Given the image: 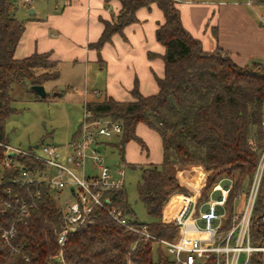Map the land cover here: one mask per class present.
<instances>
[{
	"label": "trees",
	"instance_id": "1",
	"mask_svg": "<svg viewBox=\"0 0 264 264\" xmlns=\"http://www.w3.org/2000/svg\"><path fill=\"white\" fill-rule=\"evenodd\" d=\"M119 1V13L112 22H103V32L91 46L100 49L111 41L113 34L122 33L125 26L137 22L139 8L156 4L164 16L155 31L156 40L164 47L163 77L156 79L158 91L155 94L144 96L135 85L129 101L94 98L86 107L93 120L106 119L121 124L117 142L105 145L116 148L125 165L134 167L124 159L125 145L129 141L145 148L136 134L138 124H144L160 138L161 162L138 165V198L152 221L136 220L124 187L109 196L132 224L145 226L159 239L172 240L177 229L162 221V209L173 193L184 191L178 183L177 171L201 167L206 176L200 190L201 200L206 199L219 177L224 175L230 179L233 182L227 203L230 211L237 191L248 187L259 152L264 148V133L260 127L264 120V63L239 66L219 47L204 50L201 42L183 27L174 0ZM251 3L264 5V0H251ZM15 10V0H0V143H8L6 123L18 112L12 106L14 86L27 84L28 92L37 95L32 86L44 87L60 78V64L50 60L48 53H33L22 59L14 57L25 30L24 23L15 17ZM2 158L0 148V162ZM7 189L11 190L9 194ZM15 196L33 203L28 216L17 217ZM4 202L11 208L5 207ZM169 205L171 201L165 212L169 211ZM89 219L69 232L60 247L57 236L63 227V218L50 189L5 182L0 186V264H167L169 261L160 243L139 239L101 210H94ZM12 226L16 253H11L1 238L2 230ZM228 227L229 221L223 229ZM251 234L254 244L264 242V179L257 194ZM200 264H216V257L212 255ZM247 264L264 263L259 254H253Z\"/></svg>",
	"mask_w": 264,
	"mask_h": 264
},
{
	"label": "built area",
	"instance_id": "2",
	"mask_svg": "<svg viewBox=\"0 0 264 264\" xmlns=\"http://www.w3.org/2000/svg\"><path fill=\"white\" fill-rule=\"evenodd\" d=\"M261 25L264 26V20H261ZM86 103L83 102L82 123L68 144L71 151L64 160L52 145L38 144L22 149L0 143L3 153L0 186L9 181L22 186L40 185L50 189L63 218V227L57 236L60 247L65 244L69 232L89 222L94 210H101L114 223L133 232L139 239L160 243L169 257L167 264H200L212 255L216 257V264H247L253 254H259L264 263V242L254 244L251 234L257 194L264 179V148L259 152L248 187L237 191L232 211L227 203L233 182L220 177L204 200L200 199V192L197 195H183L189 199L177 208L174 207L177 204L175 201L168 212H165V203L162 221L173 224L177 233L172 240L159 239L151 235L145 226L132 224L129 216L113 204L109 193L124 187V170L119 164L114 168L108 166L100 147L106 146L108 139L120 135L122 126L106 119L93 120ZM260 127L264 133V120ZM222 181L226 183L223 188L219 186ZM10 191L7 189L6 193ZM214 191L219 192L218 198L209 200V195ZM36 195L39 196V192ZM14 201L17 217L28 216L33 203L25 202L18 196L14 197ZM3 205L11 208L7 202ZM227 221L229 227L223 229ZM14 235L13 226L1 232L3 244L9 247L11 253L18 252V248L12 244Z\"/></svg>",
	"mask_w": 264,
	"mask_h": 264
},
{
	"label": "crops",
	"instance_id": "3",
	"mask_svg": "<svg viewBox=\"0 0 264 264\" xmlns=\"http://www.w3.org/2000/svg\"><path fill=\"white\" fill-rule=\"evenodd\" d=\"M53 1L55 5L39 15L34 6L28 5L27 11L33 10V14L28 13L25 22L21 20L25 30L14 51L16 59L33 53H48L50 60L71 70L82 69L84 80L92 73L94 86L87 87L86 93L89 95L83 102L106 97L129 101L135 85L144 96L158 91L156 79L163 77L164 47L156 40L155 31L163 23L164 16L156 4L139 8L136 11L137 22L125 26L122 33L113 34L110 42L96 49L91 45L100 38L103 22H112L119 13L120 1ZM174 1L183 27L201 42L204 50L213 51L219 47L239 66L259 62L258 58L264 57V29L254 22L241 4L222 0L212 3L192 1L187 4ZM145 130L151 129L144 124L136 127V134L145 145L142 149L138 144V148L144 152L146 162L140 163V155L137 160L127 159L124 150L126 164L161 162V141L153 130L161 156L156 162L148 159L149 146L141 137ZM177 178L179 185L195 191V195L199 194L206 181L204 172L197 166L180 169Z\"/></svg>",
	"mask_w": 264,
	"mask_h": 264
},
{
	"label": "rangeland",
	"instance_id": "4",
	"mask_svg": "<svg viewBox=\"0 0 264 264\" xmlns=\"http://www.w3.org/2000/svg\"><path fill=\"white\" fill-rule=\"evenodd\" d=\"M181 3H191L192 1H201L204 3L218 2V0H177ZM225 2L241 4L248 13L252 16L254 22L260 25L261 20H264V5L247 3L250 0H222ZM16 10L15 17L25 22L28 17L27 7L34 6L36 11L44 13L51 9L55 4L53 0H15ZM261 29L264 27L261 26ZM241 39L238 40L240 42ZM264 63V57L258 58ZM92 73H89L88 79L84 80L82 69L71 70L70 67L60 64V78L55 82H48L44 85L46 98L41 99L37 95L28 92L29 86L16 85L12 93V106L18 112L10 116L6 123V133L8 144L13 147L26 149L29 146L38 144H48L54 146L57 151L64 157L70 153L71 149L68 144L71 141L73 134L78 130L83 120V100L89 95L86 89L94 86ZM85 81H87L85 86ZM72 89V90H71ZM62 93L63 96L57 97L55 94ZM149 131V132H148ZM149 146V160L156 162L160 160V149L157 145V136L151 130H145L141 136ZM116 137L108 139L109 144L117 142ZM126 158L129 160H137L138 156L142 157L140 163H144L146 158L144 152H140L138 144L134 141H129L125 147ZM101 154L105 163L114 168L117 164L124 170V188L127 194V201L136 220L140 223H150L152 218L146 213L143 203L138 198L137 185L140 181V164H134V167L125 165L121 162L116 148L112 146H102ZM64 162V161H63ZM141 163V164H142ZM68 165V164H67ZM70 166V165H68ZM199 167V166H197ZM201 169V167H200ZM202 170V169H201ZM221 177H225L222 175ZM220 178V177H219ZM206 182V181H205ZM205 185V184H204ZM226 185L224 181L219 183L222 188ZM183 192H175L166 201H171L170 207L177 201L175 208L187 201L189 198L178 194H193L195 191L183 186ZM219 196L218 191L212 192L208 199L214 200ZM171 198V199H170ZM167 207V205H166ZM165 207V209H166ZM206 209V207H203ZM222 213V208H220Z\"/></svg>",
	"mask_w": 264,
	"mask_h": 264
},
{
	"label": "water",
	"instance_id": "5",
	"mask_svg": "<svg viewBox=\"0 0 264 264\" xmlns=\"http://www.w3.org/2000/svg\"><path fill=\"white\" fill-rule=\"evenodd\" d=\"M29 14H33V10L28 11ZM32 90L42 99L46 96L45 88L41 85L32 86Z\"/></svg>",
	"mask_w": 264,
	"mask_h": 264
}]
</instances>
